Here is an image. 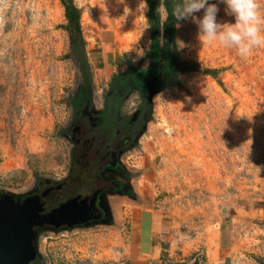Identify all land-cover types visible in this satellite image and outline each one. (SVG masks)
Instances as JSON below:
<instances>
[{
    "label": "rangeland",
    "instance_id": "obj_1",
    "mask_svg": "<svg viewBox=\"0 0 264 264\" xmlns=\"http://www.w3.org/2000/svg\"><path fill=\"white\" fill-rule=\"evenodd\" d=\"M72 2L94 84L85 106L101 113L113 76L149 64L147 5ZM219 7L218 20L234 22ZM66 26L60 0H0V193L23 200L68 182L45 213L90 192L88 157L75 153L86 109L70 102L80 80ZM175 37L200 72L182 76V90L152 93L145 130L121 158L131 197L106 194L102 222L39 232L36 263L264 264V46L243 59L201 45L191 21ZM140 103L128 95L120 119Z\"/></svg>",
    "mask_w": 264,
    "mask_h": 264
},
{
    "label": "trees",
    "instance_id": "obj_2",
    "mask_svg": "<svg viewBox=\"0 0 264 264\" xmlns=\"http://www.w3.org/2000/svg\"><path fill=\"white\" fill-rule=\"evenodd\" d=\"M60 1L66 11V31L69 35L70 50L79 72V88L76 95L70 99L71 105L75 107V113H78L76 104H83L86 107L85 105H90L92 102L93 77L80 27V12L72 0ZM144 2L147 5L150 30V46L145 51L149 64L145 68H133L132 65H128L125 75L113 76L110 88L104 95V107L101 111L104 119L116 115L127 96L136 93L141 100L140 111L143 113L145 125L150 117L152 93L172 88L182 90L180 78L186 74L200 72L198 65L181 58L175 27L183 21L177 22L172 15L175 0H144ZM162 10L166 13L165 20L162 17ZM75 158L77 159V156ZM4 194L0 193V198Z\"/></svg>",
    "mask_w": 264,
    "mask_h": 264
},
{
    "label": "flooded vegetation",
    "instance_id": "obj_3",
    "mask_svg": "<svg viewBox=\"0 0 264 264\" xmlns=\"http://www.w3.org/2000/svg\"><path fill=\"white\" fill-rule=\"evenodd\" d=\"M87 110L90 109L81 111L83 115L80 113L73 134L79 136L78 147L76 146L78 150H75V153L86 156L89 160L87 178L89 177L90 180L87 190L90 192L87 196L71 202L78 210L87 209L86 215L81 219L85 224L104 220L106 212L103 209V200L106 194L131 197L124 183L129 178L121 158L131 145L137 142L138 134L144 127L142 111H139L136 117L120 119V114L117 113L112 118L104 119L100 112L95 113L90 110L88 113ZM66 185L68 182L52 188L50 193L59 191ZM49 211L46 210L47 213ZM77 221L74 220V227L79 224Z\"/></svg>",
    "mask_w": 264,
    "mask_h": 264
},
{
    "label": "clouds",
    "instance_id": "obj_4",
    "mask_svg": "<svg viewBox=\"0 0 264 264\" xmlns=\"http://www.w3.org/2000/svg\"><path fill=\"white\" fill-rule=\"evenodd\" d=\"M219 5H224L225 15L234 22L218 20ZM260 8L259 0H175L172 15L177 22L196 25L201 45L215 43L247 59L254 49L264 46V14Z\"/></svg>",
    "mask_w": 264,
    "mask_h": 264
},
{
    "label": "water",
    "instance_id": "obj_5",
    "mask_svg": "<svg viewBox=\"0 0 264 264\" xmlns=\"http://www.w3.org/2000/svg\"><path fill=\"white\" fill-rule=\"evenodd\" d=\"M51 190L24 201L6 193L0 198V264H34L38 256L37 237L41 231L72 229L76 218L79 223L76 227L89 226L80 219V210L71 204L80 197L45 213L43 200ZM45 217H49V221L42 225Z\"/></svg>",
    "mask_w": 264,
    "mask_h": 264
},
{
    "label": "bare ground",
    "instance_id": "obj_6",
    "mask_svg": "<svg viewBox=\"0 0 264 264\" xmlns=\"http://www.w3.org/2000/svg\"><path fill=\"white\" fill-rule=\"evenodd\" d=\"M73 206H75V205H73ZM79 212L80 213H78V214L81 216L80 219H82L86 215L87 209L82 208ZM76 219H78V218H76ZM48 221H49V217H45V218L42 219V223L41 224H46Z\"/></svg>",
    "mask_w": 264,
    "mask_h": 264
},
{
    "label": "crops",
    "instance_id": "obj_7",
    "mask_svg": "<svg viewBox=\"0 0 264 264\" xmlns=\"http://www.w3.org/2000/svg\"><path fill=\"white\" fill-rule=\"evenodd\" d=\"M151 250H152V248H151ZM151 250L141 253L140 254L141 255L140 260H142L143 256H146L147 254H150L151 253ZM156 258H157V254H156Z\"/></svg>",
    "mask_w": 264,
    "mask_h": 264
}]
</instances>
